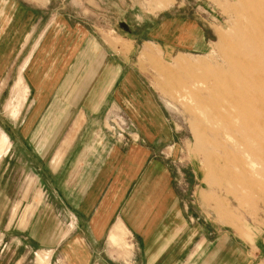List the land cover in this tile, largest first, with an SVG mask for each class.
Listing matches in <instances>:
<instances>
[{
    "label": "crops",
    "instance_id": "0c3cea01",
    "mask_svg": "<svg viewBox=\"0 0 264 264\" xmlns=\"http://www.w3.org/2000/svg\"><path fill=\"white\" fill-rule=\"evenodd\" d=\"M52 3L66 0H0V264H264L247 231V245L210 240L181 212L157 156L175 134L135 41L99 38ZM196 33L172 25L166 48Z\"/></svg>",
    "mask_w": 264,
    "mask_h": 264
},
{
    "label": "rangeland",
    "instance_id": "374dc122",
    "mask_svg": "<svg viewBox=\"0 0 264 264\" xmlns=\"http://www.w3.org/2000/svg\"><path fill=\"white\" fill-rule=\"evenodd\" d=\"M57 6L51 12L69 14L99 38L135 41L134 69L175 134L157 156L171 168L186 218L203 231L205 224L210 240L226 231L247 245V231L262 247L264 0H66ZM172 25L195 27L198 41L170 51Z\"/></svg>",
    "mask_w": 264,
    "mask_h": 264
}]
</instances>
